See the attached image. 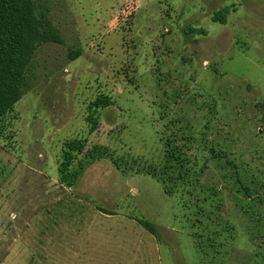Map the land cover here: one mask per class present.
<instances>
[{"label":"rangeland","instance_id":"374dc122","mask_svg":"<svg viewBox=\"0 0 264 264\" xmlns=\"http://www.w3.org/2000/svg\"><path fill=\"white\" fill-rule=\"evenodd\" d=\"M36 3L63 43L40 46L3 123L0 264H264V0ZM172 132L197 144L167 154Z\"/></svg>","mask_w":264,"mask_h":264},{"label":"trees","instance_id":"16d2710c","mask_svg":"<svg viewBox=\"0 0 264 264\" xmlns=\"http://www.w3.org/2000/svg\"><path fill=\"white\" fill-rule=\"evenodd\" d=\"M228 11L221 10L213 17V22L225 24ZM63 43L62 35L52 25L46 13H38L36 0H0V135L4 131L5 118L14 111L15 106L22 100L27 87V71L40 46L47 43ZM78 56V54L76 53ZM110 105L108 97H100L93 103L96 110H102ZM97 111H93L89 116L88 122L91 125V132H94L98 125L99 118ZM172 122L166 125L171 129ZM196 135H186L185 132H172L164 142L167 154L174 152L178 156L177 150H192L193 145L197 144ZM204 142L209 138L203 133ZM211 142V141H209ZM182 146H178V144ZM87 146L86 140L74 139L67 141L64 145L62 158L59 165L60 181L66 183L73 167L78 162ZM172 150V152H170ZM215 157H221L222 152H216L215 147H211ZM184 152V151H183ZM216 152V153H215ZM175 157L165 155V164L162 170H173L175 168ZM197 158V157H196ZM187 165V164H186ZM169 166V167H168ZM186 173L190 172L188 166ZM164 183V181H162ZM165 184V183H164ZM171 189V188H170ZM168 190V189H167ZM249 196V189L244 187ZM106 215H115L114 212L101 209ZM138 223L151 234H155V225L147 220H137Z\"/></svg>","mask_w":264,"mask_h":264},{"label":"crops","instance_id":"0c3cea01","mask_svg":"<svg viewBox=\"0 0 264 264\" xmlns=\"http://www.w3.org/2000/svg\"><path fill=\"white\" fill-rule=\"evenodd\" d=\"M160 260V257H158V261Z\"/></svg>","mask_w":264,"mask_h":264}]
</instances>
